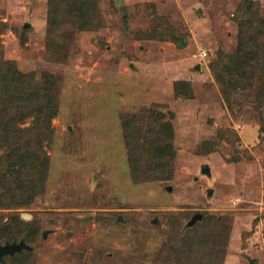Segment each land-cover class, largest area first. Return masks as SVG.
I'll use <instances>...</instances> for the list:
<instances>
[{
    "label": "rangeland",
    "instance_id": "rangeland-1",
    "mask_svg": "<svg viewBox=\"0 0 264 264\" xmlns=\"http://www.w3.org/2000/svg\"><path fill=\"white\" fill-rule=\"evenodd\" d=\"M253 1L264 16V0ZM245 2L97 0L90 16L72 18L71 0H0V57L22 79L17 126L56 102L43 129L53 139L42 148L44 195L0 208V228L16 214L25 222L9 244L34 247L8 264H264V89L239 85L225 98L211 67L237 52ZM257 44L264 55V37ZM158 104L174 128V166L137 181L140 156L121 117ZM208 215L221 218L217 229L202 222ZM195 225L205 238L190 253Z\"/></svg>",
    "mask_w": 264,
    "mask_h": 264
},
{
    "label": "trees",
    "instance_id": "trees-1",
    "mask_svg": "<svg viewBox=\"0 0 264 264\" xmlns=\"http://www.w3.org/2000/svg\"><path fill=\"white\" fill-rule=\"evenodd\" d=\"M71 1L74 4L71 10L72 18L90 16V11L96 9L97 0ZM243 7L248 16L239 22L241 40L237 52L232 55H225V52H220V61L211 66L225 98H227L230 89L237 88L239 85L251 91L254 88L260 91L264 89V62L262 60L264 55L260 54L258 49L261 45L257 44L260 37H264V16H261L259 4L256 1L246 0ZM165 37V34H160L157 39L163 40L166 39ZM0 60L4 63L0 78V131L2 135L0 149H5L1 156L6 157L5 165L0 163V208H17L28 206L34 203L36 198L44 195L49 158L42 148L44 138L48 137L50 141L53 139L50 135L46 137L43 129L51 126V120L56 113V102L54 97L45 101L40 107L34 125L29 128H19L17 122L23 114L13 104L17 100L14 93H19L18 86L22 79L15 67L16 65L5 60L4 54ZM256 81L259 83L256 84ZM178 84H183L188 88L186 96L192 94L188 82H178L176 86ZM259 93L257 96L262 100L264 95L262 92ZM30 95L25 99H28ZM158 105L149 107L140 113L121 117L125 142L129 145L130 150H138L139 152V161H132L131 158L132 174L137 181L149 180L148 178L154 177L153 172L155 171L165 174L164 171L169 172L174 166L176 156L173 148L174 128L160 109V104ZM48 110L50 111L47 112ZM27 175H32V179L20 181L24 180ZM19 182H23L22 188L18 185ZM11 218V223L5 225L6 229L0 228V244L2 245L19 242L18 240L21 241L22 239L21 236L20 238L16 237V226L25 227V222L20 219L18 214ZM204 218L202 222H207L206 226L209 229H217V225L222 222L219 221L221 218L218 220V217L214 218L210 215ZM198 225L190 228L187 232L189 240L185 244L189 247L190 253H193L192 244H197L198 241L205 238L204 231ZM29 232L33 235L35 230L30 229ZM26 238V243L34 239L30 236H26ZM23 249H29L28 254L34 252L33 246ZM5 256L4 260L8 264L9 257L5 258ZM177 260L178 263L182 264L183 258L178 257ZM10 264L17 263L11 262Z\"/></svg>",
    "mask_w": 264,
    "mask_h": 264
},
{
    "label": "water",
    "instance_id": "water-1",
    "mask_svg": "<svg viewBox=\"0 0 264 264\" xmlns=\"http://www.w3.org/2000/svg\"><path fill=\"white\" fill-rule=\"evenodd\" d=\"M197 68L199 69L200 65H198ZM208 170H209V166L207 164H203L202 173L207 176H210V174L208 175V172H209ZM200 217H201V214H197L196 216H194L191 222L192 223L196 222L197 219ZM22 248H27V246L23 242L19 244H9V243L5 245L0 244V264H6L4 260V255L14 254L16 251H20Z\"/></svg>",
    "mask_w": 264,
    "mask_h": 264
},
{
    "label": "built area",
    "instance_id": "built-area-1",
    "mask_svg": "<svg viewBox=\"0 0 264 264\" xmlns=\"http://www.w3.org/2000/svg\"><path fill=\"white\" fill-rule=\"evenodd\" d=\"M204 55H206V53H204Z\"/></svg>",
    "mask_w": 264,
    "mask_h": 264
}]
</instances>
